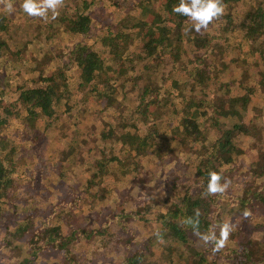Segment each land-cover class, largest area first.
<instances>
[{"label":"trees","instance_id":"16d2710c","mask_svg":"<svg viewBox=\"0 0 264 264\" xmlns=\"http://www.w3.org/2000/svg\"><path fill=\"white\" fill-rule=\"evenodd\" d=\"M97 1L60 0L59 32L68 34L70 43L55 52L50 48L54 36L47 35L46 41L39 34L40 26H49L47 17H38L39 23L35 17L24 21L17 38L20 43L15 46L4 34L14 30L6 29L11 18L0 10V129L4 131L6 120L28 114L34 123L33 142L42 137L47 144L44 154L34 152L28 157L18 148L22 143L31 149L30 139L10 145L11 139L0 137V249L14 256L3 259L10 264H33L32 259L47 249L61 252L67 264H90L75 259L71 240L109 238L116 233H110L111 224L128 234L126 241L135 239L127 231V223L141 219L134 208L113 205L99 215L100 223L92 220L81 226L71 211L90 192L88 183L82 186L84 180L72 181L67 192L53 193V184L64 180L66 172L72 176L77 172L70 163L78 161L73 157L80 142L78 128L94 124L99 127L95 145L102 144L96 146V156L100 161H114L116 168L136 171L139 160H154L157 152L165 150L177 159L181 146L196 151L188 180L171 181L158 197L167 206L157 214L160 226L179 243L193 232L206 234L214 224L219 235L218 212L225 205L231 212L246 210L248 221L263 235L256 244L245 241L219 250L212 243L205 247L200 242L198 259L193 258L191 264H264V0H222L223 14L200 32L191 30L193 21L188 17L172 11L179 0H160L159 4L158 0H111L104 8L109 21L96 29L91 15ZM24 34L31 36L26 39ZM238 36L253 50L249 63H241L240 75L232 77L231 68L216 60L215 54L224 44L229 49L224 57L238 56ZM30 47L34 56L23 57ZM120 59L121 73L105 76L120 66ZM25 60H30L29 66ZM177 61L182 64L175 65ZM154 64L157 67L152 68ZM72 67L79 74L71 91L65 81ZM164 68L175 74L173 88L163 84ZM148 69L158 85L151 86L150 79L137 81ZM245 72L249 73L247 82ZM227 84L235 90L225 94L220 89ZM135 88L131 104L124 105ZM177 88L183 90L179 101L173 92ZM109 109H114L109 115L113 120L101 126L98 116L107 115ZM88 115L98 125L95 121L85 125L83 118ZM206 128L215 135L201 138ZM240 137L249 140V152L255 158L248 166L237 159L242 150ZM115 143L120 151L108 153V146ZM102 166L99 163L95 173ZM211 172L221 174L227 185L223 193L207 192ZM27 180L29 184L36 180V186L25 187ZM21 188L25 203L19 201ZM207 209L213 212L209 218ZM9 216L11 223L4 219ZM68 227L71 232L65 233ZM139 257L127 256L126 264H145Z\"/></svg>","mask_w":264,"mask_h":264},{"label":"rangeland","instance_id":"374dc122","mask_svg":"<svg viewBox=\"0 0 264 264\" xmlns=\"http://www.w3.org/2000/svg\"><path fill=\"white\" fill-rule=\"evenodd\" d=\"M160 0H158V4ZM111 3V0H99L97 1V5H95V9L92 12V25L94 28H101L103 23L109 21V16L104 12V8ZM21 0H0V10L4 9V12H8L7 14L11 18L10 25L6 27V29L12 28L13 31L11 35H7L6 38L9 41H13L16 46L18 41V37L22 35L21 29L23 28L24 21H30L32 16H28L21 8ZM9 6H11V11L9 10ZM109 11V10H108ZM51 15L49 14L46 23L49 26H40V35L48 40L47 35L54 36L51 41V50L55 52L58 46L67 45L70 43V38L68 34L61 33L59 31L62 30V24L59 21V17L56 16L55 19H50ZM36 23L40 22L38 17H35ZM53 23V25H51ZM39 27V26H35ZM30 34H24V37L30 38ZM50 36V37H51ZM43 39V40H45ZM237 41H241V46L238 47V56H227L224 57L226 53H229L228 46L221 44L219 52L215 54L216 60H221L223 63L231 68L232 77H238L242 69H240L242 62H248L253 50V46L245 45V41L241 36L235 38ZM87 42H91L87 40ZM219 43H222V38L218 39ZM44 45L42 48H45ZM50 48H48L50 50ZM33 51V47H30L27 54L23 55V57L34 56L31 55V51ZM34 61V60H33ZM122 59L118 61L120 65L116 70L111 72H107L105 76L108 78L115 77V74L121 73L122 71ZM179 63L182 64V61L176 62L175 65ZM27 66L30 64V60H25ZM47 64V63H46ZM218 64V63H217ZM38 68L39 65H36ZM157 67V64L152 65V68ZM49 71L51 68L48 69ZM170 70V69H169ZM169 70L163 69V72H166L164 77V85L167 87L173 88V82L175 80V74L170 73ZM116 71V72H115ZM151 70H147L137 77V81L141 82L147 81L145 79H153V76L150 75ZM78 74L79 69L72 67L69 70V77L65 81V84L72 91L75 86L78 84ZM253 73L250 71V78L253 77ZM249 77V73L246 72L243 75L244 82H247ZM21 78V77H20ZM257 79V78H256ZM229 79L226 80L228 82ZM151 86L158 85L155 80L149 82ZM228 90H235L233 85H228L225 88L220 89V91H224L225 94L228 93ZM137 89L130 90L129 93L130 98H127L124 101V105L131 104L130 100H132L133 95L135 96ZM173 92L176 95L177 100L179 101L182 98L183 90L181 88L174 89ZM120 98V95L118 96ZM178 103V102H177ZM114 109H109L107 115L99 114L98 122L103 126L106 121H112L110 118V113L113 112ZM4 115V114H3ZM28 116V114H23L22 117H13L9 121L6 120L4 123L7 126L4 131L0 129V137L2 139H11L9 144L16 145L22 140H26V143L31 141L30 146L31 149L26 147L25 144L19 143L18 150L21 155H26L31 157V153H39L44 154L46 149V143L41 137L35 143L33 142L34 132H32V127L34 125L33 118ZM84 124L86 125L88 121H95L96 125L97 120L94 116H86L83 118ZM179 123V120H177ZM93 124V123H92ZM59 124H56L58 126ZM63 126L66 123H62ZM172 127V126H171ZM99 127L90 126L88 128H78L80 142L74 151V158L78 161H72L70 164L75 167L77 172L75 175H70L69 173H65L64 180H57L56 184H53L55 190L59 193L63 194L67 192L70 186V182L76 180H84L82 186L87 182L90 187V192L85 194V200L80 202L76 208L71 211V214H74L75 218L78 222H80L81 226L84 224L88 225L91 221L95 220L96 223H100L102 220H99V215L102 214L106 209H110L113 205H119V208H126L127 210L130 208H134L135 211L139 212L141 215V219H136L131 221V223H127V231H130L132 235L135 237L132 241H126L128 234L123 232L122 230L117 229V226L110 225L109 231L112 233L116 232L114 235L111 234V237L106 238L105 235L96 237L94 239H83L81 241H77L75 239L71 240L70 251L75 256L76 260H85L90 264H126L127 256H136L140 258L145 264H191L193 263V258L198 259V252L200 249L197 248L200 242H203L200 239L199 231L193 232L189 235L188 239L183 243H179L176 239H174L171 234L167 231H164L160 226V223L157 219V214L161 211H165L167 206L162 205L160 202L162 200L158 199L159 195L162 197V194H165V191L168 190L171 181L178 180H188V176L192 175V164L193 160L196 156V151L190 148L180 147L179 151L181 154H178L177 159H172L170 156L172 154L168 153L167 150L159 151L155 154L154 160L148 161L145 158L139 160V166L134 171L132 167H114V161H107V159H103L100 161L99 155L96 156L95 148L96 146L102 147V144H96V136L98 133ZM168 128V127H167ZM54 131V127L52 128ZM211 135H215L211 130L207 128L204 129L201 138H208ZM58 136V133L57 135ZM240 144L242 150L237 157L238 161L245 166H248L249 162L254 158L251 157V153L249 152L250 147L249 140L246 138L240 137ZM79 140V139H78ZM157 142V141H155ZM2 143V142H0ZM119 144L115 143L112 148L108 146L109 152L116 154L119 150ZM252 148V147H251ZM92 149V150H90ZM61 151L60 159L64 160L65 151ZM164 152V154H163ZM127 153V152H125ZM163 158V159H162ZM30 159V158H29ZM255 159V158H254ZM31 161V159L29 160ZM17 163H19L17 161ZM102 163L103 166L98 170V164ZM22 164L24 161L22 160ZM126 170V172H125ZM125 172V173H124ZM135 172V173H134ZM50 180L46 181L49 183ZM27 180L24 184L25 187H30L31 185L36 186V180H33L32 184L28 183ZM173 192L175 189H170ZM20 203H25V196L22 195V188L20 189ZM68 212V211H67ZM246 210L238 209L236 211L231 212L229 210L228 205L220 208L218 212V216L222 220V224L224 222H229L231 224V231L229 232L227 240L224 242L223 247L228 248L234 244H241L242 242L248 241L251 244L258 243L263 237L260 234L259 230L255 228L251 222L248 221V215L245 213ZM206 213L210 214L206 216L209 218L213 212L211 210L206 211ZM18 217V216H17ZM5 222H13V218L5 217ZM216 225L212 226V230L216 231ZM252 227V228H251ZM163 230V231H162ZM65 233H70V229L64 228ZM160 234V235H159ZM96 234H93V236ZM132 236V237H133ZM205 247H208L205 244ZM240 248V246L238 247ZM10 253H4L0 249V264H10L7 259L10 260ZM63 254L60 252H53L49 250H43L38 254L37 258L32 259L33 264H67L66 260L63 259ZM78 258V259H77ZM129 258V257H128ZM125 259V260H124ZM5 262V263H4ZM18 264V263H15ZM30 264V263H29ZM32 264V263H31ZM207 264L209 262L207 261ZM219 264H221L219 262ZM223 264V263H222Z\"/></svg>","mask_w":264,"mask_h":264},{"label":"clouds","instance_id":"9594fccd","mask_svg":"<svg viewBox=\"0 0 264 264\" xmlns=\"http://www.w3.org/2000/svg\"><path fill=\"white\" fill-rule=\"evenodd\" d=\"M59 4L60 0H21L20 6L28 16L46 18L51 13V18L55 19L58 15ZM9 10L11 11V6H9ZM172 11L188 17L193 21L191 30L200 32L201 29L207 28L215 18L223 14L224 7L222 0H179ZM226 186V183L222 182L220 173H209L206 186L208 193H223ZM231 227L229 222H224L219 227V235L216 231L210 230L206 234H201L200 239L205 244L212 243L214 250H219L227 240Z\"/></svg>","mask_w":264,"mask_h":264}]
</instances>
